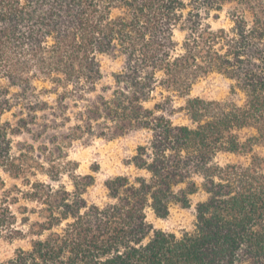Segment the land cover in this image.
Returning <instances> with one entry per match:
<instances>
[{
    "label": "trees",
    "instance_id": "trees-1",
    "mask_svg": "<svg viewBox=\"0 0 264 264\" xmlns=\"http://www.w3.org/2000/svg\"><path fill=\"white\" fill-rule=\"evenodd\" d=\"M102 56L120 66L98 90ZM214 72L234 82L241 104L188 97L174 105ZM178 111L187 124L173 122ZM138 131L148 140L132 164L146 175L109 177V201H88L95 178L76 173L67 149ZM258 146L264 0H0V170L21 182L0 194V238L23 235L12 210L21 199L39 217L21 220L37 236L31 248L0 264H264ZM219 152L250 159L219 165ZM199 189L206 198L192 230L149 221L148 210L166 218L171 203L188 207Z\"/></svg>",
    "mask_w": 264,
    "mask_h": 264
},
{
    "label": "rangeland",
    "instance_id": "rangeland-1",
    "mask_svg": "<svg viewBox=\"0 0 264 264\" xmlns=\"http://www.w3.org/2000/svg\"><path fill=\"white\" fill-rule=\"evenodd\" d=\"M184 36L185 32L180 29H177L174 33V39L178 43L182 42ZM119 66V60H114L108 56L101 57L103 77L97 86L98 90L101 86L113 84L112 74L119 69ZM233 85L234 82L224 75L215 72L210 73L197 79L187 96L174 95V105L176 107L184 105L188 97L233 100L241 104L244 96L242 92L234 88ZM164 94L167 95L168 93L164 92ZM158 99L159 96H156L155 100ZM172 119L174 123L179 124H187L189 122L183 111L176 112ZM246 133L247 130L241 131L242 136ZM147 140L148 133L146 131H138L113 139L94 138L87 144L75 141L74 144L67 149V158L78 163L76 173L92 174L95 178L94 183L90 185L84 193L88 201L99 205L109 201L108 190L104 186V181L109 177L125 174L130 176L131 179H134L136 176L146 175L144 170H140L132 164V157L136 154L137 147L146 144ZM255 151L259 154H263L264 148L258 146L255 148ZM249 159V155L246 154L219 152L215 156L214 161L219 165H225L227 163L247 164ZM94 168L98 169L95 171L93 170ZM0 177L5 183L3 188H0V194L4 189L10 188L14 184L21 186L19 180L11 178L2 170H0ZM38 177L45 179L43 176ZM62 183L68 190H73L72 182L66 175L63 176ZM182 186L183 185H180V187ZM205 198L206 194L199 189L196 193L190 195V206L182 207L179 203L173 202L170 204L169 214L166 218H157L151 210H148V219L156 228L175 232L177 234L184 230H192L195 221V205L197 202L205 200ZM19 206H27L28 209L27 211H23L19 209ZM35 207V203L22 199L12 206V210L18 217L17 226L23 230V235L18 236L12 234V238H10L9 235L3 234L0 238V261L12 257L17 249L28 250L31 248L32 240L36 239L37 236L30 235V223H24L21 220L24 217H28L29 222L38 220V214L30 212V210Z\"/></svg>",
    "mask_w": 264,
    "mask_h": 264
}]
</instances>
